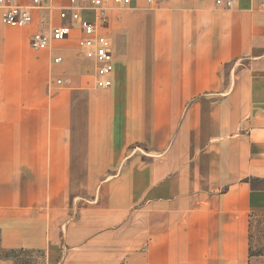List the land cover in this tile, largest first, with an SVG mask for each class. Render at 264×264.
<instances>
[{
	"label": "crops",
	"instance_id": "1",
	"mask_svg": "<svg viewBox=\"0 0 264 264\" xmlns=\"http://www.w3.org/2000/svg\"><path fill=\"white\" fill-rule=\"evenodd\" d=\"M231 1L106 8L109 85L50 101L57 116L72 111L55 122L67 138H0L1 248L43 252L45 264L246 263L251 224L264 228V9ZM32 2L16 0L29 25L0 18L30 48ZM48 49L62 61L54 41L35 51ZM109 169L91 204V174Z\"/></svg>",
	"mask_w": 264,
	"mask_h": 264
},
{
	"label": "rangeland",
	"instance_id": "2",
	"mask_svg": "<svg viewBox=\"0 0 264 264\" xmlns=\"http://www.w3.org/2000/svg\"><path fill=\"white\" fill-rule=\"evenodd\" d=\"M68 1L39 0V3L33 7L35 28L48 34L50 28L62 20L59 13L61 9L69 5ZM90 15L96 17V10L91 11ZM63 23L73 25L75 30L69 37L54 41V46L63 56L61 62L53 61V54L49 49L47 51L32 50L28 46L26 32L23 34L19 30L15 32L16 29H5L0 26V138H11V141L18 138L20 140L22 138H57L56 135L67 138L66 133L72 128L56 127L55 122L57 118L58 122H67V119L72 117V111L60 110L58 116L53 113L55 107L51 108L50 101L57 97L55 92H61L66 87L74 86L91 90L100 89L94 85L95 65L81 55L82 33L80 29L75 22L69 19ZM56 76L62 78V83L52 86L48 91L47 83L55 80ZM44 91L46 93L42 94ZM17 98H21V104L17 103ZM43 98L44 100H41ZM17 145L18 142L11 144L12 147ZM132 148V146L129 148L127 155L131 153ZM113 173L114 169H109L104 174H91V204L94 203L92 200L97 197L98 183L111 177ZM76 207L74 204L72 209L74 219ZM263 229L261 222L251 224L249 253L245 264L263 263L258 256L264 251ZM104 233V244L102 245L112 246L113 227L107 228ZM96 237L97 234L91 236V247L97 245V240L94 239ZM0 264H45L44 253L0 247Z\"/></svg>",
	"mask_w": 264,
	"mask_h": 264
},
{
	"label": "built area",
	"instance_id": "3",
	"mask_svg": "<svg viewBox=\"0 0 264 264\" xmlns=\"http://www.w3.org/2000/svg\"><path fill=\"white\" fill-rule=\"evenodd\" d=\"M131 0H69V5L61 9L59 16L62 20L75 22L82 33L81 55L95 65V83L97 87L106 88L109 85L108 74L110 71L111 42L102 31L107 19L106 8L110 5L126 6ZM39 0H33L32 7ZM218 5L229 8L231 0H216ZM259 6L264 9V0H260ZM31 7L16 3V0H0L1 21L10 27H24L32 20ZM96 10V17H92L91 11ZM73 26V25H72ZM71 25L61 24L50 28L48 34L36 31L31 34L29 42L34 50H44L53 41H59L70 36ZM61 58H54V62H60ZM56 84L61 80L57 79Z\"/></svg>",
	"mask_w": 264,
	"mask_h": 264
},
{
	"label": "bare ground",
	"instance_id": "4",
	"mask_svg": "<svg viewBox=\"0 0 264 264\" xmlns=\"http://www.w3.org/2000/svg\"><path fill=\"white\" fill-rule=\"evenodd\" d=\"M132 1V0H131ZM118 6V5H117ZM108 82H109V80H108ZM103 88V87H102Z\"/></svg>",
	"mask_w": 264,
	"mask_h": 264
}]
</instances>
